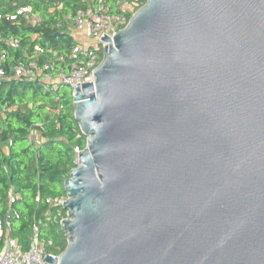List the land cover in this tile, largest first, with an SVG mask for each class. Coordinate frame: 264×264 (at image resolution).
<instances>
[{"label": "water", "instance_id": "water-1", "mask_svg": "<svg viewBox=\"0 0 264 264\" xmlns=\"http://www.w3.org/2000/svg\"><path fill=\"white\" fill-rule=\"evenodd\" d=\"M101 39L44 262L264 264V0H146Z\"/></svg>", "mask_w": 264, "mask_h": 264}, {"label": "trees", "instance_id": "trees-1", "mask_svg": "<svg viewBox=\"0 0 264 264\" xmlns=\"http://www.w3.org/2000/svg\"><path fill=\"white\" fill-rule=\"evenodd\" d=\"M138 1L140 7L146 0ZM23 6H30L40 16L36 25L26 23L20 16L6 18ZM82 6L80 0H0V35L18 37L21 46L20 50H10L0 43V52L6 56L3 65L8 69L9 64L21 58L22 48L32 49L34 45L67 54L73 46L72 37L55 30L54 25ZM72 101L71 91L64 85L47 91L40 83L23 79L0 82V218L8 208L12 187L19 196L12 204L19 215L12 220V235L24 244L33 216L43 219L48 207L44 201L35 202L37 193L42 197L65 195L64 181L75 166L74 147L82 150L86 146ZM33 128L42 138L39 146L28 138ZM40 238L52 239L53 245L47 249L55 254L67 245L66 233L58 222L41 226Z\"/></svg>", "mask_w": 264, "mask_h": 264}, {"label": "built area", "instance_id": "built-area-1", "mask_svg": "<svg viewBox=\"0 0 264 264\" xmlns=\"http://www.w3.org/2000/svg\"><path fill=\"white\" fill-rule=\"evenodd\" d=\"M83 4L74 13L65 15L54 28L66 32L72 37L73 46L67 54L58 53L50 48L44 49L39 45L33 48L24 47L21 58L9 64L8 69L3 65L5 52H0V82L9 79H23L40 83L47 91H55L59 85L70 87L71 96L75 95V86L79 83L93 82L94 70L97 68L103 47L108 43L101 39L105 34L111 40L115 33L122 29L139 7L138 0H80ZM18 16L30 24L36 25L40 16L32 11L30 6L19 7L13 14L6 16L14 20ZM3 14L0 10V18ZM0 43L10 50H20V40L13 35H0ZM101 50V53L99 51ZM29 140L39 146L42 138L36 129H31ZM80 152L74 147L75 164ZM18 194L11 187L8 196V208L0 218V264H47L46 254L58 256L47 248L53 245L52 239L40 238L41 226L50 222H58L68 218L64 208L67 196H45L38 192L35 202L44 201L48 206L43 212V219L33 216L27 238L21 242L12 235V220L19 217L12 208L18 199ZM65 211V216L62 215Z\"/></svg>", "mask_w": 264, "mask_h": 264}, {"label": "rangeland", "instance_id": "rangeland-1", "mask_svg": "<svg viewBox=\"0 0 264 264\" xmlns=\"http://www.w3.org/2000/svg\"><path fill=\"white\" fill-rule=\"evenodd\" d=\"M64 86H66V85H64ZM66 87H67L68 90H71L69 86H66Z\"/></svg>", "mask_w": 264, "mask_h": 264}]
</instances>
